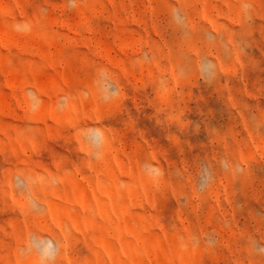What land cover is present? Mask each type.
Here are the masks:
<instances>
[{"label": "rangeland", "instance_id": "374dc122", "mask_svg": "<svg viewBox=\"0 0 264 264\" xmlns=\"http://www.w3.org/2000/svg\"><path fill=\"white\" fill-rule=\"evenodd\" d=\"M0 264H264V0H0Z\"/></svg>", "mask_w": 264, "mask_h": 264}]
</instances>
